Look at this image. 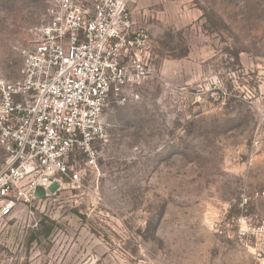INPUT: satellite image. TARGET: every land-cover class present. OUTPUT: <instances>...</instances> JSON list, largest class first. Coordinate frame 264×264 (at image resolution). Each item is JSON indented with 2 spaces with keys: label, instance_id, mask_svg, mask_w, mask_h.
Listing matches in <instances>:
<instances>
[{
  "label": "rangeland",
  "instance_id": "374dc122",
  "mask_svg": "<svg viewBox=\"0 0 264 264\" xmlns=\"http://www.w3.org/2000/svg\"><path fill=\"white\" fill-rule=\"evenodd\" d=\"M47 6L0 0V79L21 78ZM138 9L149 73L105 110L97 171L0 217V264H264V0Z\"/></svg>",
  "mask_w": 264,
  "mask_h": 264
},
{
  "label": "built area",
  "instance_id": "2783aa9c",
  "mask_svg": "<svg viewBox=\"0 0 264 264\" xmlns=\"http://www.w3.org/2000/svg\"><path fill=\"white\" fill-rule=\"evenodd\" d=\"M46 1L47 21L33 30L21 78L0 79L1 218L64 179L82 187L107 142L105 110L149 73L139 0Z\"/></svg>",
  "mask_w": 264,
  "mask_h": 264
},
{
  "label": "trees",
  "instance_id": "16d2710c",
  "mask_svg": "<svg viewBox=\"0 0 264 264\" xmlns=\"http://www.w3.org/2000/svg\"><path fill=\"white\" fill-rule=\"evenodd\" d=\"M55 227L56 223L53 220H50L47 217H42L38 223V228L31 231V235L28 239L29 243L36 241L39 236H42L44 239L49 238Z\"/></svg>",
  "mask_w": 264,
  "mask_h": 264
}]
</instances>
